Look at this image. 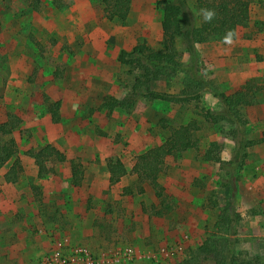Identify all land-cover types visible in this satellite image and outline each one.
Here are the masks:
<instances>
[{
  "label": "rangeland",
  "instance_id": "374dc122",
  "mask_svg": "<svg viewBox=\"0 0 264 264\" xmlns=\"http://www.w3.org/2000/svg\"><path fill=\"white\" fill-rule=\"evenodd\" d=\"M157 1L131 0L122 22L108 19L103 0H0V125L9 114L19 120L11 135L0 134V144L13 140L16 150L0 164V264H13L17 254L36 262L58 243L65 250L84 247L94 259L131 248L136 254L122 264H196L193 258L216 264L202 261L199 248H221L229 236L215 224L229 203L230 176L204 156L215 143L223 161L232 158V127L198 116L200 109H222L208 93L199 108L132 96L138 70L118 62L121 51L158 47L164 16ZM249 2V25L238 29L235 41L196 46L199 74L227 96L249 79L264 85V0ZM189 58L183 55L182 62ZM182 79L181 73L163 77L151 87L177 93ZM107 97L122 105L109 112ZM242 113L247 138L262 139L264 90ZM162 119L173 127L197 120L202 129L197 151L166 159L159 174L168 196L163 206L174 208L161 215L152 189L145 184L141 194L129 172L137 157L167 139ZM45 145L54 148V159L40 178L26 153ZM246 152L233 193L240 216L236 264H264V141ZM108 160L123 164L127 178L110 185ZM72 162L82 170L80 186L74 185Z\"/></svg>",
  "mask_w": 264,
  "mask_h": 264
},
{
  "label": "trees",
  "instance_id": "16d2710c",
  "mask_svg": "<svg viewBox=\"0 0 264 264\" xmlns=\"http://www.w3.org/2000/svg\"><path fill=\"white\" fill-rule=\"evenodd\" d=\"M198 15L199 9L208 8L216 12V16L210 23L197 21L193 14V8ZM104 12L109 20H127L131 9V0H103ZM155 8L162 12L164 20L161 24L162 39L157 48L143 50L136 46L130 51H121L118 62L122 65L134 64L138 70L135 82L131 87L132 96H141L151 101H159L180 107L195 104L197 108L204 94L208 93L217 99L221 105V111L214 113L210 110L200 109L198 116L213 126L228 124L232 127L230 136L235 143L234 153L229 161H223L214 152L218 146L212 144L205 152V160L218 163L223 171L230 176L226 181L229 188L227 203L220 213L215 226L218 230L225 229L229 235L221 248H212L204 244L199 248V257L202 261H214L216 264H236L235 253V228L239 221V214L234 207L236 191V178L246 163V150L264 141V134L260 140H249L246 136L247 120L242 109L252 107L257 102V95L264 90V85H259L254 79L247 80L235 93L227 96L218 93L210 82L199 74L196 68L198 53L196 46L213 40L234 41L238 29L246 28L250 22L249 0H159ZM188 55L189 61L184 64L182 56ZM181 73L182 88L177 93L154 91L152 83L161 78H172ZM122 102L107 97L103 106L109 112L120 107ZM167 120L162 119V126L168 129L167 139L159 146L151 148L137 157L129 174L136 176L139 192L142 194L145 184L152 189L158 201V209L162 215V209L167 214L173 210V206L165 205L168 196L159 181V174L166 169V159L178 157L185 152L197 151L199 147L198 133L202 127L197 120H191L186 125L177 127L169 126ZM19 120L14 115H8L7 121L0 125V134L11 135L18 127ZM13 140L0 144V164L9 161L15 154ZM54 148L45 145L38 152H27L26 155L35 161L38 167V176L43 178L47 175L46 163L54 159ZM106 168L109 173L110 185L117 184L128 175L123 164H117L108 160ZM72 179L75 186L82 182V170L75 162L71 163ZM7 175L6 181H10ZM37 190L36 186L32 187ZM130 191V189H126ZM199 258L191 262L199 263ZM241 264V263H240Z\"/></svg>",
  "mask_w": 264,
  "mask_h": 264
},
{
  "label": "built area",
  "instance_id": "2783aa9c",
  "mask_svg": "<svg viewBox=\"0 0 264 264\" xmlns=\"http://www.w3.org/2000/svg\"><path fill=\"white\" fill-rule=\"evenodd\" d=\"M64 247V244L58 243L48 255L29 264H122L136 254L131 248H125L114 251L108 259L103 257L94 259L84 247H73L68 250Z\"/></svg>",
  "mask_w": 264,
  "mask_h": 264
},
{
  "label": "clouds",
  "instance_id": "9594fccd",
  "mask_svg": "<svg viewBox=\"0 0 264 264\" xmlns=\"http://www.w3.org/2000/svg\"><path fill=\"white\" fill-rule=\"evenodd\" d=\"M201 17L204 23H210L213 21V19L216 16V12L213 9L208 8H201L199 9L198 13ZM228 42H231L230 40Z\"/></svg>",
  "mask_w": 264,
  "mask_h": 264
},
{
  "label": "crops",
  "instance_id": "0c3cea01",
  "mask_svg": "<svg viewBox=\"0 0 264 264\" xmlns=\"http://www.w3.org/2000/svg\"><path fill=\"white\" fill-rule=\"evenodd\" d=\"M126 178H127V176H126ZM13 261H14L13 264H29V263H33L34 262V260H31V259L21 258L20 254H17Z\"/></svg>",
  "mask_w": 264,
  "mask_h": 264
}]
</instances>
